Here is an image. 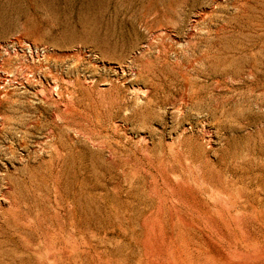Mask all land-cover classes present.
<instances>
[{
  "label": "rangeland",
  "instance_id": "rangeland-1",
  "mask_svg": "<svg viewBox=\"0 0 264 264\" xmlns=\"http://www.w3.org/2000/svg\"><path fill=\"white\" fill-rule=\"evenodd\" d=\"M0 264H264V0H0Z\"/></svg>",
  "mask_w": 264,
  "mask_h": 264
},
{
  "label": "built area",
  "instance_id": "built-area-1",
  "mask_svg": "<svg viewBox=\"0 0 264 264\" xmlns=\"http://www.w3.org/2000/svg\"><path fill=\"white\" fill-rule=\"evenodd\" d=\"M12 50L15 56H27L28 54H31L33 46L30 42H27L25 40H21L19 38H13L6 42L5 44H2L0 47V50L3 52H7L9 50Z\"/></svg>",
  "mask_w": 264,
  "mask_h": 264
}]
</instances>
